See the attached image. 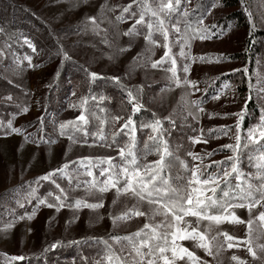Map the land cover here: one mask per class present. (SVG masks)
Segmentation results:
<instances>
[{
    "label": "snow or ice",
    "instance_id": "6c2138e0",
    "mask_svg": "<svg viewBox=\"0 0 264 264\" xmlns=\"http://www.w3.org/2000/svg\"><path fill=\"white\" fill-rule=\"evenodd\" d=\"M57 2L60 3L62 0H57ZM191 4L192 0H131V3L126 5H110L109 0H104L99 5L97 14H85L82 21L76 25V32H91L93 35L100 36L101 42L109 48L115 47L116 55L107 56V59L113 63L120 54L130 52L134 41L140 37H143L145 41L144 53L154 55L155 49L162 47L164 52L159 60L152 61L151 55H149L145 58L146 63H140L143 53H137L133 56L132 65L135 67L130 65V70L125 73V76L130 77L137 67H146L147 62H150L153 69L159 67L166 73H171L167 78L176 88L183 90L181 101L187 113L183 117L185 120L191 117L193 121L199 123L204 115H207L209 119L236 117L235 125L212 127L207 130V134L203 128H200L199 135L189 137L191 144L202 143L207 145L210 139H220L221 137H229L235 143H225L211 151L204 149L201 153L188 149L187 156L191 157V162H193L190 167L189 162L181 160L179 156L183 145L177 144L173 150L170 148L168 139L165 138L166 134L170 136L171 131L176 127L173 114L170 113L161 119L156 112H152L150 120L141 119L139 121L140 130L150 129V131L147 133L144 155L138 156L135 151L138 125L134 117L142 110L148 111L145 104L142 103L143 86L133 85L130 88L123 83V77L119 75L108 76L91 71L84 64H79L73 55L65 49L61 37L49 25L48 34L55 45V49L49 58L59 57L61 66L67 62L79 67L84 73L85 79L82 83L88 87V95L81 96L78 103L71 105L73 108L82 109L81 114L75 120L59 123L58 137H66L68 140L67 148L63 153L64 162L32 180H24V175L29 168L22 166L19 173L21 179L19 186L7 189L3 197H0L4 200L14 199L20 208H24L25 203L31 204L33 200L36 202L30 213L26 211L24 215L15 216L13 210L12 221L0 230L5 233V238H7L8 231L19 221L31 222L34 220L41 207L54 209L56 214H59L64 208L70 209L72 216L65 221V231L79 220V213L83 209H89L96 213V222H100L104 216L98 210L105 207V195L111 192L113 199L110 207L123 203V210L120 214L114 215L111 211L108 213L113 228L118 226V222L127 221L133 217H144L148 221L143 224L142 228L129 236L112 237L117 243L121 240L128 242L126 246L129 253L128 257H116V264H211L207 257H211L215 264H222L219 257L225 251V245L227 249H232L239 247L241 243L247 246L246 251L251 257V264H264V228H254V222L257 220L261 225H264V143H262L264 141V96L258 95L257 98V104L260 108L259 123L248 129L245 137L246 142L243 145H241L240 130L247 115V100L252 99L251 95L245 98L244 107L239 112L223 114L206 112L203 107V104L206 103L203 96L199 99L191 98L196 92L207 93L208 91L207 87L201 90L198 86L199 82L190 79L193 64L197 62L219 64L231 59L224 54L193 55L191 52L192 41L196 39L201 41L223 39L229 35L233 28L231 23L227 26L217 22L205 23L213 16L214 10L224 7L222 0H207L206 3L197 0L195 8H192ZM86 6H90V0H73L70 10ZM260 7L261 23L264 24V0H261ZM240 10L246 15L249 24V40L250 43L254 44L255 41L251 37L257 29V24L249 0H240ZM25 11L31 12L32 10L25 9ZM117 12L118 14H116ZM195 13H199V15H195ZM32 14L36 15L34 12ZM173 17H175V23H172ZM192 17L194 19H190ZM128 20H134V23L127 30H121L119 25L127 23ZM104 24H107L108 27H101ZM181 24H183V29L180 27ZM109 28L113 30V39L111 40L109 39ZM144 28L146 31H142ZM3 32L4 29L0 28V33ZM170 32L175 34V39L171 43L169 42ZM157 34L162 37V41L155 38ZM121 36L129 38L125 47L119 46L118 42ZM23 44L27 45L33 53L39 54L37 46L31 39L24 38ZM176 45H179V55L184 61L181 69L183 76L178 75L177 60L172 53V48ZM2 55L3 53L0 52V56ZM24 59L27 60L30 68L40 66L33 64L32 56H25ZM165 65L168 67H164ZM233 72L247 75L248 68L234 69ZM59 75L60 72L57 71L56 77L58 78ZM97 81H103L105 84L111 83L126 94L127 104L131 105V112L127 114L126 118L122 115L112 117L113 126L119 124V128L112 132L111 141L106 139L101 129L96 134L98 141L94 140L92 144H88L87 139H84L83 144L90 148L94 146L113 148L115 146V149H118L119 160L114 162L117 161V158L113 156L95 158L87 156L69 160L68 154L72 151L73 146L80 143L76 134L83 132L84 137L88 136L84 127L89 123L85 111H87L86 105L89 99L97 100V96L92 94V86ZM8 83L12 84L13 81L9 80ZM13 86L19 87V85ZM47 87L50 88L51 85H47ZM230 88L234 94V87L225 82L222 89L212 95L211 99L219 101L221 96L225 95L223 89ZM252 89L253 85L249 82V93ZM172 90L170 86L161 91L170 92ZM260 91H264V89ZM24 94L26 96L33 95L26 91ZM76 94L74 89L72 95L75 96ZM99 99L103 100L105 97L101 95ZM0 102L13 103L16 108V112L12 114V118L7 123L0 120V139H7L12 135L22 137V141L17 147L18 154L23 152L25 145H35L37 151L32 153L29 166L34 159H37L38 153L43 152L46 156L51 155L52 147L58 143V139H52L51 134L45 132V116L42 115L37 118L38 127H36L35 132H28L24 125L14 126V121L17 116L29 113L32 107L31 103H16L12 95L0 98ZM35 103L43 107L40 100H36ZM165 120L169 123L168 128L164 127ZM121 121L123 122L121 123ZM28 126L33 125L29 124ZM233 128L235 129L234 133ZM192 130L197 131L196 128ZM54 131H56L55 127ZM117 136L127 137L123 146L117 142ZM149 141L154 145V152L148 150ZM250 144H254L255 152L260 153L255 165L257 172L255 175L249 173L247 179L241 180L245 176L239 167L243 154L242 148L247 149ZM225 150L232 154L227 155L224 160H214L211 164L205 163L206 157H213ZM153 154L158 158L148 161L147 156ZM248 158L251 162L253 159L251 152ZM173 159L179 161L183 170L188 174L186 182L182 184L181 182L185 181V176L177 174L175 179L180 186L171 183L173 178L170 175V169ZM197 161L198 163H195ZM104 164L107 167L100 168ZM93 168H100V177H104L103 180L94 176ZM14 171L15 165L9 166L8 180L14 178ZM233 174H235V179L240 181L235 186L229 179ZM81 175L92 177V179L81 181ZM64 179L68 180L67 186L58 182ZM44 182L52 187L46 195L40 196L38 193L40 188L44 186ZM80 189H83L86 196L95 198L96 202H88L84 197H71V193ZM129 201H132L131 206H129ZM245 209L248 213L246 220L237 214V210ZM54 219L55 216L48 217L45 221L46 227H51ZM89 223H92L91 219ZM225 225H247V239L238 241L229 231L223 230ZM26 232L31 234L32 229L29 227ZM90 241L97 244L103 243L109 250L108 262L113 264L114 253H111V245L102 237L71 239L67 244L62 240H56L47 245L43 252L47 254L57 248L73 245L79 249L81 245L88 244ZM182 241H190L192 244L190 247H186L181 243ZM124 250L125 248L122 247L121 251ZM196 250H202L204 257L197 255ZM25 259L26 257L23 255L11 256L5 260V264H12L14 261H24ZM230 259L235 264H249L248 261L241 259L238 255H232ZM81 264H87V258L82 255ZM96 264H100V262L97 261Z\"/></svg>",
    "mask_w": 264,
    "mask_h": 264
},
{
    "label": "trees",
    "instance_id": "16d2710c",
    "mask_svg": "<svg viewBox=\"0 0 264 264\" xmlns=\"http://www.w3.org/2000/svg\"><path fill=\"white\" fill-rule=\"evenodd\" d=\"M120 0H115L114 5L123 4L119 3ZM201 3H206L207 0H200ZM224 7L233 8V11L219 14L215 17H210L205 21L206 24L217 22L221 25L227 26V24L231 23L233 28L237 26H242L241 16L243 12L240 10V0H222ZM131 3V1L126 2V4ZM124 4V5H126ZM197 5V0H192L191 7L195 8ZM118 14V12L116 13ZM195 15H199V13H195ZM147 19V18H146ZM194 19V17L190 18ZM172 23H175V17H173ZM183 25V24H181ZM180 25V26H181ZM139 27V26H138ZM0 28L4 29L3 33H0V41L5 43V45L12 51L15 59L23 68L26 69H39L44 68V80L43 83L39 86L37 85L33 90L26 89L19 85V87H14L13 85H18L14 81L12 84L8 83L10 79L6 78L0 72V98H3L7 95H12L14 97V101L16 103L20 102H29L32 103V100H40L43 107L37 105V112L30 113L29 115H21L17 116L14 121V126L24 125L27 127L28 132H35L37 118L40 116H45V132L51 134L52 139H58V142L62 139H67L66 137H58V126L60 122L67 120H75L77 116L81 114L82 109L71 107L72 104L78 103L81 96L88 95V87L86 84H83L84 81V73L72 63H65L61 66L59 57L49 58L52 52L55 49L54 42L52 38L48 34V26L43 22L37 21L33 16H31L27 11H25L19 5L12 3L11 0H0ZM53 29V28H52ZM246 33L244 35V39L242 42V47L235 52L225 53L224 55L229 56L232 63H236L234 66H231L227 69H222L220 71L208 73H203L199 78L195 79L199 82L198 86L201 90L207 87V93L196 92L193 99H199L201 96L205 99L206 103L203 104L206 112H219L223 113H235L239 112L245 104V98L249 95L252 96V99L247 100V115L245 116L244 121L241 124V145H243L246 140L245 137L247 135V131L250 127L255 126L259 123L260 116V108L257 104V98L259 96H264V91H260L264 89V30L257 27L252 40L255 41L254 44L250 43L249 40V27L246 28ZM56 31V30H55ZM142 31H146V28L142 29ZM69 32V33H68ZM75 34L78 36V33L74 31L73 26L65 30L64 33H61L65 36L69 34ZM59 36L60 33H57ZM24 38L31 39L33 43L37 46V53H33L27 45L23 44ZM199 40V39H196ZM66 50L73 55V58L78 61L79 64H84L89 67L91 71H94L87 62L82 61L78 58V56L73 53L69 47H74L73 41L69 43H65L61 39ZM10 45V47H9ZM83 46V45H82ZM43 49V51H41ZM250 49V50H249ZM205 55V54H203ZM25 56H32V61L34 65H40L36 68L28 67V62L24 59ZM168 66V65H165ZM244 67L248 68L247 75H242L240 72H233L234 69H243ZM59 71L60 75L57 78L56 72ZM98 73L105 74L108 76H113L110 71H98ZM218 79H215L217 78ZM250 78V79H249ZM207 82V83H206ZM227 82L234 87L233 90L223 89L225 95L221 96V100L223 98L229 97V102H225L221 104L217 108H213L212 104L215 102L211 99V96L216 94L219 90L222 89V85ZM249 82L253 85V89L251 93H249ZM123 83L128 87L143 86V96L142 103L145 104L148 111H143L138 113L134 119L137 121L138 130L136 133V149L138 156H143L145 152V141H147V133L150 129H139V121L141 119L147 121L150 120L151 113L156 112L158 116L163 119V117L168 116L170 113L173 114V118L176 122V127L171 131V135L168 136L166 134L165 138L168 139L170 148L173 150L177 144L183 145L182 149L179 152V156L181 160H185L189 162V166H192L191 157L187 156V150L191 149L194 152L201 153L202 150L207 149L211 151L214 148L220 147V145L225 143H235L234 140H230L229 137H221L220 139H210L207 145L205 144H196L192 145L189 137L199 135V129L203 128L205 134H207V130L212 127H219L221 125H235L236 117L232 116L227 119L222 117H216L214 119H209L207 115H204L199 123L193 121L191 117L185 120L183 117L187 114L185 111L179 109L174 112H168L166 108L162 107L158 110L152 107V100L150 99V93L154 90L158 85L156 82H147L143 81L139 78L138 81L128 82L123 78ZM47 85H51V87H47ZM76 90V95L73 96V90ZM32 93L33 95L26 96L24 92ZM92 94L97 96V100L89 99L88 104L86 105L87 111H85V115L88 118L89 123L85 125V130L88 132V136L84 137L83 132L77 133V137L80 140V144H83V140L87 139L88 144H92L94 140L98 141V135L103 130V134L106 139L111 141L112 132L116 131L119 128V124L115 127L112 124V117L116 115H122L127 117V114L131 112V105L127 104L126 94L122 93L118 88L114 87L111 83L105 84L103 81H97L92 86ZM104 96L105 99L100 100V96ZM103 109V111H102ZM16 112V108L13 103H3L0 102V120L7 123L9 119L12 118V114ZM54 121V123H53ZM123 121H121L122 123ZM79 123V122H78ZM29 124L33 126H28ZM54 127L56 131H54ZM164 127L168 128V121H164ZM196 128L197 131H193L192 129ZM235 129L233 128V133ZM231 135V134H230ZM117 142L123 146L124 142L127 140V137L117 136ZM264 143V141H262ZM108 149H115L113 148ZM148 150L154 152V145L151 141L148 142ZM253 157L252 161H249V153ZM241 155V164L240 170L245 174L241 180L247 179V174L251 173L253 175L256 174L257 169L255 167L257 163V157L260 153L255 152V145L250 144L249 148H242ZM232 153L225 150L224 152L218 153L213 157H206L205 163L211 164L212 161L224 160L227 155H231ZM117 161L119 160V156H116ZM158 157L153 155H148L147 160L152 161L157 159ZM195 163H198L195 162ZM171 169L170 175L173 178L171 183L174 185H178L175 177L177 174L185 176V181L181 182L185 183L187 178V173L183 170L179 161L173 159L171 161ZM213 168L215 166L213 165ZM96 172V169L95 171ZM36 177H32L26 180H32ZM233 186L240 181L235 179V174L229 178ZM61 184L62 181H58ZM256 182V181H253ZM21 182L16 183L15 185L8 186L7 188L0 191V197H3V194L7 189L14 188L19 186ZM180 186V185H178ZM52 186L47 182H44V186L40 188L39 195L42 193L48 192ZM75 198L74 196H71ZM35 200L32 201L31 204L25 203L24 208L18 207L14 199H0V223L12 221L13 219V210L15 216H21L26 211L30 210L35 205ZM143 225L140 227L142 228ZM140 228L131 231V232H117V231H88V232H79V231H63L60 234H56L51 236L50 241L46 243L45 246L38 253H29L27 255H23L26 257L24 261H14L12 264H81V255L87 258V264H96L97 261L100 264H109L108 255L109 250L105 247L103 243H95L94 241H90L88 244L81 245L79 249L77 246L71 247H63L57 248L55 251H50L47 254H44L43 249L55 242L56 240H62L65 244L71 239H81L83 237H96V238H104L111 245V253H114L113 256V264H116V257H128L129 253L127 250L128 242L126 240H121L117 243L112 237L120 236L125 237L129 236L132 233L136 232ZM124 247L125 250L121 251V248ZM146 251V249H145ZM8 257L4 255L0 251V264H5V260Z\"/></svg>",
    "mask_w": 264,
    "mask_h": 264
},
{
    "label": "rangeland",
    "instance_id": "374dc122",
    "mask_svg": "<svg viewBox=\"0 0 264 264\" xmlns=\"http://www.w3.org/2000/svg\"><path fill=\"white\" fill-rule=\"evenodd\" d=\"M12 3L19 5L24 10L31 9L32 11H27L31 16H33L37 21L43 22L47 26H51L57 33H64L66 29L73 26L74 31H76V25L80 23L85 16V14L95 15L97 14L99 5L104 2V0H90V6L76 8L70 10L73 0H62L58 3L57 0H11ZM131 0H120L123 4ZM115 0H109L110 5H114ZM251 4V10L254 13L257 27L264 30V24L261 23V0H249ZM233 11V8L223 7L222 9H216L213 11V17ZM36 15H33L32 13ZM111 15V14H110ZM114 19V16H113ZM242 26H237L232 28L228 36L223 39H213V40H194L192 41L191 52L193 55H203V54H225L229 52L238 51L242 47V42L244 35L246 33V28L249 27L246 15L243 13L241 16ZM134 23V20H128L127 23L119 25L121 30H127ZM101 27H108L107 24L101 25ZM183 29V25L180 26ZM113 30L109 28V39H113L112 36ZM69 33V32H68ZM61 39L67 44L73 41L74 47H69V49L75 53L79 59L84 62H87L90 67L98 71H110L115 75H119L126 79L128 82L138 81L141 78L143 81L147 82H156L157 87L151 91L150 99L152 100V107L156 110L164 107L168 112H174L176 110H184L183 102L181 101V96L183 90L176 88L174 84L167 78L171 73H166L162 68H151L150 62H147L146 67H137L131 76H125V73L129 71V66L132 65V58L137 53H143V56L140 60V63H146V57L151 55L150 53H144L145 41L143 37L136 39L133 43L132 50L120 54L115 62H110L107 59L108 55H116L115 47L109 48L101 42V37L93 35L91 32H80L78 36L75 34H69L65 36L60 35ZM158 40L162 41V37L158 34L155 37ZM175 39V34L170 32L169 42L171 43ZM129 42L128 37L121 36L119 39V46L125 47ZM83 45V46H82ZM95 45V47H92ZM187 50V49H186ZM0 52L3 53L0 56V72L8 79L14 81L16 84L33 90L37 85L43 83L45 69H26L23 68L17 60L15 59L12 51L0 41ZM164 49L158 47L155 49V54L151 55V60H159L163 55ZM180 47L176 45L172 48V53L177 60V70L178 75L183 76L181 69L183 66V59L179 55ZM236 63L231 61H224L222 63L216 64H201L199 62L192 65V71L190 74V79H197L203 73L220 71L222 69H227L231 66H234ZM19 65V67H17ZM135 67L134 65H132ZM168 67V66H164ZM23 70V71H21ZM171 86L172 91H161L162 89H168ZM192 98V97H191ZM193 99V98H192ZM229 102V97L215 101L212 106L213 108L219 107L221 104ZM32 107L30 108V113L37 112V105L35 99L32 100ZM186 112V111H185ZM29 113V114H30ZM28 114V115H29ZM22 137L18 135H12L7 139H0V191L7 188L8 186L15 185L18 182H21L20 179V168L28 167L29 170L24 175V180L37 177L43 173L49 171L51 168H55L59 164L64 162L63 153L67 148L68 140L62 139L57 144H54L52 147L51 155H45L43 152L38 153L37 159H34L29 166V159L32 156V153L37 151L35 145L27 144L24 147L22 153H17V147L21 143ZM118 155V149H108L106 147H88L86 144L77 143L73 146L72 151L68 154L69 160H76L80 157L91 156L93 158L98 156H113ZM11 165H15V171L13 173L14 178L11 180L7 179L8 168ZM107 165H101L100 168H106ZM100 168H93L94 176L103 180L104 177H100ZM96 169V172H94ZM83 172V169H81ZM92 177L85 175L80 176V180H91ZM63 186H67L68 180H61ZM75 183V181H73ZM47 192L41 194V196L46 195ZM75 198L84 197L88 202H96L95 198L85 195L83 189L77 190L70 194ZM113 199V193H108L105 195V207L98 210L101 215L104 216V219L100 222H96V213L92 212L89 209H83L79 213V220L73 223L67 231H79V232H88V231H117V232H131L140 228L144 223L148 222L144 217H133L130 220L118 222V226L113 228L112 221L108 216L109 211L114 215L120 214L123 210V203H118L115 207L111 206V201ZM123 200V198H122ZM129 206H131L132 201H129ZM35 206V205H34ZM33 206V207H34ZM32 207V208H33ZM146 207V205H145ZM32 208L27 212H31ZM25 214V213H24ZM23 214V215H24ZM237 214L243 219H247L248 213L247 210H237ZM50 216H55V219L52 221L51 227H46L45 221ZM72 216V211L68 208L61 210L59 214L54 212V209H48L46 207H41L38 211V214L34 220L31 222L28 221H19L15 226L8 231L5 238V233L0 231V251L7 257L11 256H20L27 255L29 253H38L41 251L43 246L46 245L48 241L56 234H60L65 231V221ZM92 220V223H89V220ZM11 222L0 223V230L4 229L6 225ZM31 228V234L26 232L27 228ZM254 228L260 229L264 228V225H261L257 220L254 222ZM223 230L229 231L231 235L236 237L238 241H243L247 239V225L241 226H231L225 225ZM186 247H190L192 242L182 241ZM246 245L241 243L239 247H234L232 249H227L225 245V251L221 253L219 259L222 261V264H235L234 261H231L232 255H238L241 259H244L251 264V257L247 254ZM197 255L204 257L202 250H196ZM211 264H215L212 261L211 257H207Z\"/></svg>",
    "mask_w": 264,
    "mask_h": 264
}]
</instances>
